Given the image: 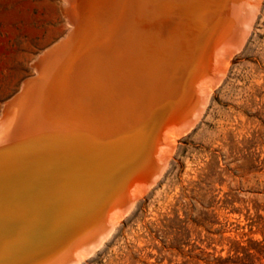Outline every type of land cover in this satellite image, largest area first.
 Segmentation results:
<instances>
[{
  "label": "bare ground",
  "instance_id": "1",
  "mask_svg": "<svg viewBox=\"0 0 264 264\" xmlns=\"http://www.w3.org/2000/svg\"><path fill=\"white\" fill-rule=\"evenodd\" d=\"M261 4L66 0L60 47L0 116V264H80L100 247L200 119Z\"/></svg>",
  "mask_w": 264,
  "mask_h": 264
},
{
  "label": "rangeland",
  "instance_id": "2",
  "mask_svg": "<svg viewBox=\"0 0 264 264\" xmlns=\"http://www.w3.org/2000/svg\"><path fill=\"white\" fill-rule=\"evenodd\" d=\"M65 5L0 0V116L70 29ZM227 69L159 180L80 264H264V0Z\"/></svg>",
  "mask_w": 264,
  "mask_h": 264
},
{
  "label": "water",
  "instance_id": "3",
  "mask_svg": "<svg viewBox=\"0 0 264 264\" xmlns=\"http://www.w3.org/2000/svg\"><path fill=\"white\" fill-rule=\"evenodd\" d=\"M59 47H60V44H59V43H56L55 45H51V46H50V49L46 50V52H47L46 54L48 55V53L55 51V50L58 49ZM42 51H45V48H44ZM40 56H41V55H40ZM42 56H43V55H42ZM42 56L40 57L41 59L43 58ZM45 56H46V55H45ZM32 75H33V74H32ZM32 75H31V76H32ZM29 76H30V75H29ZM29 76H28V77H29ZM26 78H27V77H26ZM26 78H25V79H26ZM18 91H19V90H18ZM18 91H16L13 95H15ZM13 95H12L10 98H12Z\"/></svg>",
  "mask_w": 264,
  "mask_h": 264
}]
</instances>
